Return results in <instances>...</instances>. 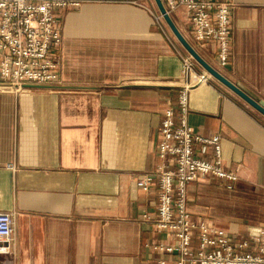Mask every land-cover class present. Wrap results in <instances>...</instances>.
Masks as SVG:
<instances>
[{
  "label": "crops",
  "instance_id": "1",
  "mask_svg": "<svg viewBox=\"0 0 264 264\" xmlns=\"http://www.w3.org/2000/svg\"><path fill=\"white\" fill-rule=\"evenodd\" d=\"M234 2L225 65L183 10L171 17L208 63L264 100V0ZM157 12L154 0L59 10L60 81L0 86V212L16 220L0 264H175L176 253L153 249L168 238L143 218L155 216L158 188L137 184L159 162L162 111L176 101L186 52ZM188 106V124L220 135L223 165L238 176L230 187L210 174L190 182L192 217L234 240L263 230L264 116L212 76L190 89Z\"/></svg>",
  "mask_w": 264,
  "mask_h": 264
},
{
  "label": "built area",
  "instance_id": "2",
  "mask_svg": "<svg viewBox=\"0 0 264 264\" xmlns=\"http://www.w3.org/2000/svg\"><path fill=\"white\" fill-rule=\"evenodd\" d=\"M83 0H0V86L20 90L26 84L60 81V24L56 12L77 8ZM167 12L183 10L197 42L215 41L221 65L228 62L231 11L234 0H162ZM156 22L162 15L154 13ZM179 52V51H178ZM181 79L174 104L166 106L160 121L157 145L159 162L154 170L137 180L144 188H158L156 214L151 220L168 240L152 247L159 253L177 254L175 264H264V229L238 240L221 227L192 217L188 207V184L202 175L224 179L227 186L237 179L223 165L221 137L194 132L188 124V94L211 75L196 70L188 52H179ZM208 147L211 158L204 157ZM14 169V164H9ZM16 226L15 216L0 212V254L10 252L9 242ZM170 239V241H169ZM172 240V241H171ZM160 264H166L164 259Z\"/></svg>",
  "mask_w": 264,
  "mask_h": 264
},
{
  "label": "water",
  "instance_id": "3",
  "mask_svg": "<svg viewBox=\"0 0 264 264\" xmlns=\"http://www.w3.org/2000/svg\"><path fill=\"white\" fill-rule=\"evenodd\" d=\"M156 7L171 33L174 35L176 40L180 43V45L184 48L186 52H188L195 61L212 77L216 78L218 81L223 83L229 89H231L234 93H236L239 97H241L244 101H246L249 105H251L254 109H256L259 113L264 116V100L257 99L250 94H248L245 90H243L236 83L230 81L226 78L222 73H220L214 66L208 63L194 48V46L190 43V41L184 36V34L180 31L171 15L167 12L162 0H154ZM29 87L43 86V84H26Z\"/></svg>",
  "mask_w": 264,
  "mask_h": 264
}]
</instances>
